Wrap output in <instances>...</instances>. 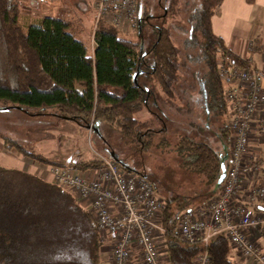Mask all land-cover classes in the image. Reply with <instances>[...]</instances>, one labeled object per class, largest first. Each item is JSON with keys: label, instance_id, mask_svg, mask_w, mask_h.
<instances>
[{"label": "trees", "instance_id": "1", "mask_svg": "<svg viewBox=\"0 0 264 264\" xmlns=\"http://www.w3.org/2000/svg\"><path fill=\"white\" fill-rule=\"evenodd\" d=\"M222 2L201 0L190 14L193 34L184 45L200 48L195 60L204 62L206 67L201 91L204 110L213 112L214 117H226L217 133L220 144L227 149L230 134L220 65H249L212 30L211 19ZM141 15L140 8V27L147 18ZM21 16L18 0H0V107L22 112L52 108L61 120L97 133L100 126H106L129 142H137L139 149L150 148L160 130H142L134 115L148 108L152 94L146 85L149 78L156 79L167 95L172 94L170 82L175 77L178 51L167 33L155 27V38L147 50H142L138 42L99 20L93 30L95 47L90 52L80 37V27L66 15H45L26 26L21 23ZM217 57L222 59L221 64L216 62ZM137 71L141 74L134 82L132 76ZM4 140L6 148L45 165L68 166L78 171L103 166L98 158L53 163L7 137ZM155 146L161 151L170 148L166 139ZM171 150L183 170L203 176L212 185L207 197L214 195L221 161H225L227 153H220L208 141L187 135L180 136ZM115 157L118 158L114 154L109 159L133 172ZM164 200L160 225L165 231L162 238L168 264H194L203 252L202 245L182 242L176 234L180 214L192 206L190 200L178 195ZM258 231L264 236V227ZM101 246L92 214L71 193L36 175L0 165V264H100ZM206 250L211 264H232L230 244L224 235L211 238Z\"/></svg>", "mask_w": 264, "mask_h": 264}, {"label": "rangeland", "instance_id": "2", "mask_svg": "<svg viewBox=\"0 0 264 264\" xmlns=\"http://www.w3.org/2000/svg\"><path fill=\"white\" fill-rule=\"evenodd\" d=\"M138 1L142 18L147 16L145 24L142 23L141 27L140 23L134 25L125 23L121 27L111 26L122 36L138 42L142 50H147L155 38L154 28H162L178 51L175 77L170 82L171 96L162 90L156 79L149 78L146 85L152 94L148 99V108L134 115L142 130H160L154 135L153 145L150 148L141 150L137 142H129L120 133L106 126H100L99 133L92 128L80 132L76 128L78 124L57 118L54 114L56 110L52 108L29 110V112L14 109L0 112V138L4 140V137H7L28 151L42 153L41 155L47 159L59 163L78 159L77 152L64 154L62 147L65 141L72 144L69 151L80 150L82 156L90 154L92 158L101 159L102 162L109 159L111 156L109 151H112V154L129 167L147 175L146 178L156 186L155 193L162 203L155 219L159 224L165 197L173 195L184 197L190 200L189 205L192 206L189 208L196 209L201 205L204 206L214 196L207 197L210 195L212 185H208L203 176L185 171L179 166V160L171 148L173 149L179 137L183 135L197 141H208L216 148L219 142L215 132L226 117L223 115L214 117L213 112H205V99L201 91L206 67L204 62L195 60L201 51L198 46L185 48L184 45L186 39L193 34L190 30V14L201 0ZM92 2L93 0H18L22 14L21 23L26 26L27 22L35 21L45 15L64 14L78 24L81 29L80 37L92 52L93 30L97 24ZM86 8L87 11H83ZM197 39L201 40L200 37ZM221 61L222 59L217 57L216 62L219 64ZM161 139H166L169 143V150L161 151L155 146ZM8 149L5 148L6 151ZM13 153L22 155L16 149H13ZM51 166L60 165L52 164L49 168ZM100 238L102 245H106L104 234H100ZM155 241L159 250L164 248L160 234L155 237Z\"/></svg>", "mask_w": 264, "mask_h": 264}, {"label": "built area", "instance_id": "3", "mask_svg": "<svg viewBox=\"0 0 264 264\" xmlns=\"http://www.w3.org/2000/svg\"><path fill=\"white\" fill-rule=\"evenodd\" d=\"M92 8L96 23L103 20L114 27L138 23V0H93ZM220 66L231 136L225 174L204 206L180 214L176 234L182 242L202 245L194 264H211L206 248L211 238L221 234L251 264H264L263 247L247 234L264 227V211L258 209L264 206V184L245 187L242 183L244 176L264 168L259 155L245 159L252 126L264 141V114L256 115L259 108L264 109L263 75L250 67L225 62ZM49 172L55 185L78 200L89 201L100 234L111 243L108 264H166L155 241L165 232L155 221L162 203L150 180L110 159L104 160L98 183L85 180L68 166H51Z\"/></svg>", "mask_w": 264, "mask_h": 264}, {"label": "crops", "instance_id": "4", "mask_svg": "<svg viewBox=\"0 0 264 264\" xmlns=\"http://www.w3.org/2000/svg\"><path fill=\"white\" fill-rule=\"evenodd\" d=\"M83 11H87V8ZM89 19L91 20V18ZM211 25L214 34L222 38L225 46L232 53L245 59L250 68L260 72L263 75L264 87V0H252L251 2H248L247 0H223L219 11L211 19ZM263 114L264 109L259 108L256 114L257 117L259 118ZM63 121L67 122L65 120ZM255 121L256 120H254V123ZM65 124L67 125L69 123ZM69 126L71 128V125ZM76 128L80 132H84L85 130V128L79 125H77ZM76 128L74 131H76ZM215 135H217L216 139L220 144V139L217 130L215 132ZM219 144L216 146V149L220 153H227L229 146L226 149V147ZM64 146L62 147V151L64 152V154H74V152H77L76 154L78 156V159L92 158V155L90 154H85L82 156L80 150L73 151L71 149V151H69V148L72 147L71 143L65 141ZM5 148L6 144L4 140L0 138L1 166L22 170L30 174L36 175L47 182L53 183L51 179V174L49 172L50 165L39 163L19 154H14L13 148H7V151L5 150ZM55 154L58 155V153ZM251 155H259V157L264 159V141L261 139L260 134L256 131V128L254 126H252L251 131L249 133V141L245 153V159L251 160ZM52 162L59 163L54 161ZM74 170L78 171L77 169ZM78 172L85 180L89 182H101L99 170L89 169L86 171ZM242 183L245 187H249L251 184H264V168H261L258 173L255 172V174H249L247 176H244L242 178ZM73 197L83 208H85L88 212L91 213V205L89 204L88 200L81 201L78 200L74 195ZM247 234L250 235L254 240H256L257 244L260 247H263L264 249V236L260 234L259 231H248ZM104 240L106 241V245H102L100 248V264H108L111 260V243L107 240V238H104ZM161 252L166 264H168V258L165 248L161 249ZM230 259L232 264H251V262L246 259L241 254V252L234 246H230Z\"/></svg>", "mask_w": 264, "mask_h": 264}, {"label": "water", "instance_id": "5", "mask_svg": "<svg viewBox=\"0 0 264 264\" xmlns=\"http://www.w3.org/2000/svg\"><path fill=\"white\" fill-rule=\"evenodd\" d=\"M141 74V71H137L136 73L133 74V81L136 82V78L137 76ZM8 110V107H0V112L2 111H7ZM95 129V128H94ZM111 155H114L112 154V152L110 153ZM116 158V157H115ZM118 161H120L119 163L123 164V165H127L125 164L124 162H122L120 159L116 158ZM133 173H136L137 174V171H135L134 169H132ZM224 174H225V163H224V159L221 161V174L215 184V188L216 186L222 181L223 177H224ZM258 209L259 210H262L264 211V206H258Z\"/></svg>", "mask_w": 264, "mask_h": 264}]
</instances>
